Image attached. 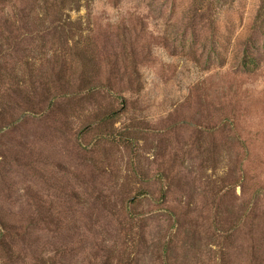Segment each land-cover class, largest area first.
Here are the masks:
<instances>
[{
	"label": "rangeland",
	"instance_id": "obj_1",
	"mask_svg": "<svg viewBox=\"0 0 264 264\" xmlns=\"http://www.w3.org/2000/svg\"><path fill=\"white\" fill-rule=\"evenodd\" d=\"M0 264H264V0H0Z\"/></svg>",
	"mask_w": 264,
	"mask_h": 264
}]
</instances>
